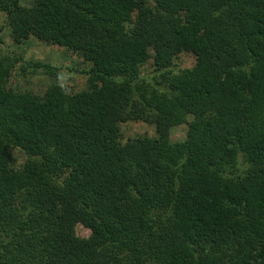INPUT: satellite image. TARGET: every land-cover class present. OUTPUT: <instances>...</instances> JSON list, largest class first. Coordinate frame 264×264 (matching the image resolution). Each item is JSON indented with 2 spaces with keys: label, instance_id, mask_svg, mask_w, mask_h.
<instances>
[{
  "label": "trees",
  "instance_id": "16d2710c",
  "mask_svg": "<svg viewBox=\"0 0 264 264\" xmlns=\"http://www.w3.org/2000/svg\"><path fill=\"white\" fill-rule=\"evenodd\" d=\"M0 10L13 42L33 36L90 65L85 89L14 91L0 38V264H264V0ZM182 52L194 63L172 73ZM148 58L153 85L139 72ZM125 119L155 137L121 142Z\"/></svg>",
  "mask_w": 264,
  "mask_h": 264
},
{
  "label": "rangeland",
  "instance_id": "374dc122",
  "mask_svg": "<svg viewBox=\"0 0 264 264\" xmlns=\"http://www.w3.org/2000/svg\"><path fill=\"white\" fill-rule=\"evenodd\" d=\"M21 5L29 6L32 0H19ZM0 38L2 40L1 51L3 55L12 59V66L7 79L6 86L14 91H31L35 94H42L43 91L53 82H58L67 90L79 91L85 89L87 75L85 71L89 63L80 56L69 52L65 47L45 43L29 36L20 43L12 41L10 31L5 24L4 13L0 10ZM151 52L149 51V54ZM32 63L48 65V67L31 66ZM194 63V56L190 53H179L172 59L168 68L172 73L180 69L189 68ZM140 77L149 81L160 82L159 72L155 71L151 59L148 58L139 68ZM119 140L122 142L128 138L139 135L155 137V130L152 123L142 120L125 119L119 122ZM186 124L175 125L169 130V140L179 141L185 137ZM14 167H19L24 160L23 153L17 148L10 149ZM236 173L241 171L237 166ZM77 237L83 238L89 234L87 228L81 224L74 226Z\"/></svg>",
  "mask_w": 264,
  "mask_h": 264
}]
</instances>
